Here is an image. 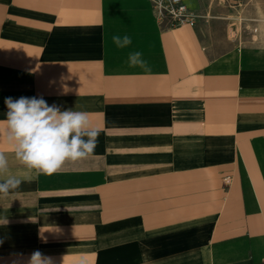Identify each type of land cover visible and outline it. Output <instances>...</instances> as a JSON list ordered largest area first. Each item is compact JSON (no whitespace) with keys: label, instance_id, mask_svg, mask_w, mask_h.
Returning <instances> with one entry per match:
<instances>
[{"label":"crops","instance_id":"crops-1","mask_svg":"<svg viewBox=\"0 0 264 264\" xmlns=\"http://www.w3.org/2000/svg\"><path fill=\"white\" fill-rule=\"evenodd\" d=\"M184 3L195 20L170 25L151 0H0V119L43 97L101 129L51 175L0 134L10 174L34 177L0 198V264H264V42Z\"/></svg>","mask_w":264,"mask_h":264},{"label":"clouds","instance_id":"clouds-1","mask_svg":"<svg viewBox=\"0 0 264 264\" xmlns=\"http://www.w3.org/2000/svg\"><path fill=\"white\" fill-rule=\"evenodd\" d=\"M113 41L121 48L132 43L128 35L114 36ZM141 56L138 51L130 53V66L149 71ZM4 103L7 113L5 119H0V134L30 173L51 175L60 171L67 161L89 157L98 146L101 129L91 122L86 111L61 110L55 104L49 105L43 97H7ZM33 178L10 174L8 155L0 150V198L8 197L25 179ZM7 223V217H0V226ZM28 264H53V259L36 250Z\"/></svg>","mask_w":264,"mask_h":264},{"label":"rangeland","instance_id":"rangeland-1","mask_svg":"<svg viewBox=\"0 0 264 264\" xmlns=\"http://www.w3.org/2000/svg\"><path fill=\"white\" fill-rule=\"evenodd\" d=\"M203 1L205 7L212 9L216 15L236 14L237 18L232 20L236 29L240 26L241 32L250 39L264 42V0H241L237 4H229L226 0ZM197 14V20L203 17L201 12Z\"/></svg>","mask_w":264,"mask_h":264},{"label":"built area","instance_id":"built-area-1","mask_svg":"<svg viewBox=\"0 0 264 264\" xmlns=\"http://www.w3.org/2000/svg\"><path fill=\"white\" fill-rule=\"evenodd\" d=\"M156 14L169 21L170 25L192 23L195 12L189 9L184 0H151Z\"/></svg>","mask_w":264,"mask_h":264}]
</instances>
